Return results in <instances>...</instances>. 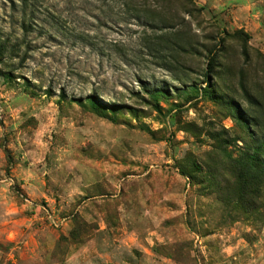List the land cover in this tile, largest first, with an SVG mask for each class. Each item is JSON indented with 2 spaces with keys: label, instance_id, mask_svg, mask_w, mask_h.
Returning a JSON list of instances; mask_svg holds the SVG:
<instances>
[{
  "label": "rangeland",
  "instance_id": "obj_1",
  "mask_svg": "<svg viewBox=\"0 0 264 264\" xmlns=\"http://www.w3.org/2000/svg\"><path fill=\"white\" fill-rule=\"evenodd\" d=\"M263 165L264 0H0V264H264Z\"/></svg>",
  "mask_w": 264,
  "mask_h": 264
},
{
  "label": "trees",
  "instance_id": "obj_2",
  "mask_svg": "<svg viewBox=\"0 0 264 264\" xmlns=\"http://www.w3.org/2000/svg\"><path fill=\"white\" fill-rule=\"evenodd\" d=\"M94 107H96V105L95 104H92ZM264 166V165H263ZM264 169V168H263Z\"/></svg>",
  "mask_w": 264,
  "mask_h": 264
}]
</instances>
